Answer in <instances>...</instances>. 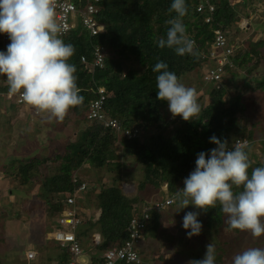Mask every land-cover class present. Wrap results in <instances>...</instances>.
Masks as SVG:
<instances>
[{
	"label": "trees",
	"instance_id": "16d2710c",
	"mask_svg": "<svg viewBox=\"0 0 264 264\" xmlns=\"http://www.w3.org/2000/svg\"><path fill=\"white\" fill-rule=\"evenodd\" d=\"M253 1L219 0L218 12L212 17L211 27L200 30L199 24L195 21L196 17L188 18V15L194 12L198 0H186L188 12L183 17V23L189 21L194 27V34L187 30V35L190 40H193L192 36L194 37L195 55L185 56H178L173 49L161 48L157 43L161 37L166 36L169 27L166 21L176 16L175 12H168L172 0H118L109 1L107 4L102 3L101 14L97 18L98 22L105 24L102 34L88 33L83 36L73 32L63 39L65 43L75 46V54L69 62L75 64L77 68L75 75L78 77L80 95L84 97L82 106L69 110L74 120L80 124L78 138L67 142L64 149H55L56 151L49 156L31 157L27 161H19L18 165L5 172L6 178L18 186L26 183L32 187L36 185L35 177L41 176L39 197L44 201V206H49L58 218L63 213L67 198L71 197L82 184H88L80 175H77L85 164H89L92 171L104 169L113 176L114 181H120L124 176L125 168L122 159L134 161L141 166L145 159L142 155L148 147L150 151H153L152 153L156 152L157 160L153 162V166L143 169L145 179L142 177L138 186L139 191H143L147 186L158 191L164 181L168 184L170 194L176 192L182 179L194 170L197 154L202 151L208 152L216 147L209 142L213 135L222 140L227 139L229 147L237 139L249 141V146L246 148L251 164L249 174L253 168L263 166L257 161L258 157L252 151L251 144L254 140L256 124L250 123L246 117L248 104L245 103V97L237 95L234 98H227L226 95L228 86L233 83L242 84L252 91L250 97L254 98L255 105L258 107L260 105L264 110V76L254 78L246 77L244 74L246 71L250 73L249 71L253 68H264V39L251 40L242 44L232 38L237 33H243L245 39V32L251 33L249 24H247L248 29L241 27L240 24L244 22V19L236 12L235 5L245 9L252 7ZM256 1L264 15V3L261 0ZM197 18L200 19L199 16ZM259 23L262 24L261 21ZM253 29L257 32L261 31L257 25ZM216 31L224 35L229 46L241 44V46L237 45L233 54L224 61L227 65L221 66L217 61H211L210 65L208 64L209 70L226 72L222 82L215 86L212 84L213 90L209 94V102L195 119L185 121L179 117L180 124L177 128L164 129L165 120L162 112L157 108L160 100L157 99L156 76L159 73L153 71L155 64L158 60L165 62L168 70L175 72L179 78L191 73L196 65L202 63L200 50H203L206 45L214 44ZM7 45L3 46L0 43V51H6ZM94 47L103 48L106 64L102 69L89 72V66L86 65H89L93 59ZM112 48L117 50L115 56L107 53ZM206 52L203 50V53ZM82 56L86 59V65L80 61ZM129 57L136 59L140 71L129 68L126 78L121 79V66L124 63L121 59L129 60ZM252 84L255 85V89L251 88ZM97 87L105 90L108 114L120 120L127 128L138 131L135 138L121 142L123 153L121 156L117 154L118 147L111 133L87 119L89 102L98 97ZM0 93H8L5 76H2L0 80ZM0 104L10 106L9 109H5L7 112L11 109L16 111L20 107L24 109L29 107L17 104L14 98L10 101H0ZM11 117L8 119H12ZM17 121L15 119V123ZM245 122L249 125H245ZM154 130L160 133H153ZM126 165L129 167L130 163ZM240 190L242 189H235L237 192ZM120 191V188H117L116 194L108 198H105V192L101 191L97 193L96 199L91 201L89 196L95 193V187L91 186V189L88 187L80 194L81 197L77 198L79 199L78 203L76 200L77 208L79 207L81 211L89 210L91 216L94 214L99 216L96 222L88 220L83 224L85 226L80 228L77 239L81 245V239L95 228L94 231L100 235V243H98L100 251L113 252L126 239L125 230L129 228V220L134 212L129 204L137 203L139 199L136 197L130 201L127 197L118 194ZM49 195H51V203H49ZM85 198L88 199L89 209L80 208L81 200ZM201 212L206 217L207 225L216 219L221 223L222 213L219 203L215 208L209 207L207 211L201 210ZM153 214L151 217L156 225L157 219L156 216H152ZM55 224L52 226L55 227ZM74 232H78L77 229ZM91 244L94 245V241L91 240ZM60 249L62 251L60 259L67 264V261L72 258V255L68 253L69 246ZM138 263L148 264L140 259ZM138 263L116 262V264Z\"/></svg>",
	"mask_w": 264,
	"mask_h": 264
},
{
	"label": "rangeland",
	"instance_id": "374dc122",
	"mask_svg": "<svg viewBox=\"0 0 264 264\" xmlns=\"http://www.w3.org/2000/svg\"><path fill=\"white\" fill-rule=\"evenodd\" d=\"M261 2L264 3V0H261ZM235 9L245 20L240 25L248 29L247 24H249L251 33L245 39L243 33H237L232 38L237 39L242 44L251 40L264 39V15L258 6V2L254 0L252 7L242 9V7L237 6ZM256 25L261 28L260 32L253 29ZM101 27L104 30L105 26L101 24ZM254 35L256 36L254 37ZM237 45L241 46L240 43H237ZM203 50L207 52L203 53ZM203 50H200V61L202 63L196 65L191 73L180 77L182 83L196 90L201 110L209 102V94L213 90L212 84L215 86L212 82H208L206 85L202 80L206 71L210 68L209 65L212 60L209 54L213 52V48L206 45ZM116 52L117 50L112 48L107 53L115 56ZM121 60L124 61L121 66V79L126 78L129 68L140 71L135 58L129 57V60ZM221 65L227 64L221 63ZM249 72H244L246 77L259 78L264 76V68L262 67L253 68ZM1 78L2 75H0V80ZM254 86L252 84L251 88L255 89ZM228 88L227 98H234L237 95L245 97V103L248 104L246 117H248L250 123L255 122L256 124L254 140L251 144L252 151L257 155V161L264 166V110L260 105L259 107L255 105L254 98L250 97L252 91L242 84L233 83ZM3 100L4 98H0L1 102ZM9 108L10 106L7 104H0V264H57L56 256H60L62 251L51 235L56 230L65 231V228L55 224L57 217L49 206H44V201L39 197L41 176L35 177L36 185L32 187L26 183L18 186L6 178L5 172L18 165L19 161L24 162L31 157L49 156L56 151L55 149H64L67 142L73 138H78L80 124L74 120V116L70 111L63 121H59L50 118L49 114L38 112L32 106L25 109L20 107L16 111L13 109L8 112L5 111ZM157 108L163 114L164 129L172 130L179 126L178 118L181 116L174 117L171 114L167 101L162 102L160 100ZM10 116H12V119L9 120ZM197 116L193 118L195 119ZM243 117L245 116L243 115ZM15 119L18 120L16 123ZM245 125H249V123L245 122ZM152 132L160 133L157 130ZM230 141H232V138H230ZM152 152L148 147L143 153L142 156L145 159L141 166L134 161L129 162L125 158L122 159L125 168L124 176L120 181H114L113 176L104 169L92 171L89 164H85L82 170L77 173L88 183L86 184V186L88 185L87 188L95 187V193L89 196L91 201H94L101 191H104V197L108 198L115 195L117 188H120L122 192L120 191L118 194L127 197L130 201L136 197L139 199V202L129 204L134 212L148 209V218L144 221L142 243L138 249L141 261H146L148 264H188L189 260L203 258L206 245L212 241L216 246V264H231L232 257L238 252L248 247H264V235L260 238H253L250 232L230 230L226 223L227 216L222 210L221 223L216 219L210 225H207L206 217L201 210L193 205L179 211L180 200L176 198L175 194L177 191L170 194L168 186L163 191L164 183H161L158 191H155L151 186L139 191L138 186L142 177L145 179L143 169L153 166V162L157 160L156 152ZM129 163L130 166L126 167V164ZM177 189H182L181 183ZM168 196H174L175 198L171 207H168L166 211L159 213L151 209L154 201H165ZM49 203H51V195H49ZM87 203L88 199L81 200L80 208L89 209ZM189 211L199 212L198 220L202 223L201 234L191 238L187 236L190 229L186 230L182 226L183 217ZM88 212L90 211L88 210ZM134 212H132V216L139 217ZM88 214L91 221L96 222L99 218L97 214L93 216L90 213ZM151 214L156 216V225L153 223ZM54 224L55 227L52 226ZM84 226L82 224L77 228V231L80 232L79 230ZM94 230L81 239L82 245L89 252L92 251L91 233L99 235ZM30 250L36 252V257L28 262L26 261V254ZM93 254L88 253V257L90 258ZM101 257L102 255L98 253L97 258L100 259ZM88 263L87 261L85 264ZM59 264L64 263L60 262Z\"/></svg>",
	"mask_w": 264,
	"mask_h": 264
},
{
	"label": "clouds",
	"instance_id": "9594fccd",
	"mask_svg": "<svg viewBox=\"0 0 264 264\" xmlns=\"http://www.w3.org/2000/svg\"><path fill=\"white\" fill-rule=\"evenodd\" d=\"M217 6L213 5L216 12ZM168 12H175L176 16L166 21L169 27L166 36L157 41L158 46L173 49L178 56L195 55L193 41L187 35V30L194 34V27L186 29L185 25L191 23H183V17L188 12L186 0H172ZM199 17L203 22L209 18L205 14ZM205 27H211V22L198 25L200 30ZM73 32L76 31L70 33ZM0 33L7 34L10 40L6 51H0V75L7 79L9 95L19 93L25 104L59 121L65 119L70 109L83 105L84 97L80 95L78 77L75 75L77 68L69 62L75 54V46L65 43L61 38L63 28L56 21V0H0ZM99 48L103 53V48ZM153 71L159 73L156 76L157 99L167 101L174 117L181 116L183 120L189 121L200 113L196 90L182 83L175 72L168 70L165 62L158 60ZM99 89H103L105 95L104 88L97 87V93ZM101 114V120H89L109 131L117 141L114 132L104 126L105 121L117 122L120 130L127 127L108 114L106 97ZM123 140L126 138L116 143L119 156L123 154H119ZM209 142L216 147L197 154L196 166L184 179V188L177 189L179 211L189 205L207 211V208H215L219 203L227 216L226 223L230 230L247 231L253 238H260L264 235V166L253 168L249 174L251 164L246 141H238L230 148L227 139L222 140L213 135ZM235 189L242 190L237 192ZM77 211L83 219L89 216L86 210L77 208ZM143 212L142 209L136 212L139 217H131L130 220H137ZM61 216L56 219L57 224ZM198 216L199 212L189 211L183 217V228L190 229L188 238L201 234L202 223ZM87 221H82L79 226ZM90 240L94 241L91 249L94 254L90 258L85 254L88 264L107 262L108 259L104 257L107 252L98 250L100 235L91 233ZM98 253L102 255L100 259L97 258ZM77 259L78 264L86 263L81 257ZM188 264H216L214 242L206 245L203 258L189 260ZM231 264H264V247H248L238 252L232 257Z\"/></svg>",
	"mask_w": 264,
	"mask_h": 264
},
{
	"label": "built area",
	"instance_id": "2783aa9c",
	"mask_svg": "<svg viewBox=\"0 0 264 264\" xmlns=\"http://www.w3.org/2000/svg\"><path fill=\"white\" fill-rule=\"evenodd\" d=\"M104 1L105 0H56V8L59 9V15L56 16V21L63 28L61 38L64 39L71 31H76L83 36L88 33L96 35L99 32L103 31L101 24L97 21L98 17L95 18L101 10H96L95 5L102 4ZM77 9L81 10V13L85 18H77L80 15V12ZM210 22L212 23V18L204 19L205 24H209ZM8 41V35L3 34V42L6 43ZM213 45V52H211L209 55L212 61H217L220 65L221 63H225L224 61L229 58L237 48V44L235 46H229L225 40L224 35H222L218 31L215 32V42ZM80 61L85 65L87 64L86 59L83 56L80 58ZM89 64V72L103 68L106 62L101 48H94L93 59ZM86 66H88V64ZM224 74L225 71L210 69L207 70L205 75L203 76V81L212 82L216 85H219L222 82V77L224 76ZM98 93L99 98L92 101L89 106L90 108L89 112L87 113V118L90 120H101L103 118L101 112L104 108L105 95L103 94V89H99ZM0 98H4L5 101H10L14 98L17 104L27 105L22 101L19 93L14 95H9L8 93H0ZM104 126L114 132L115 137L117 138L116 143H119V140L123 138H135L138 133L137 130L128 128L120 130L117 122L115 121H105ZM238 141L241 143L246 141L247 147L249 146V141H247L246 139H237L231 144L230 148ZM121 153L122 151H119V154ZM181 184L182 187H184V180H182ZM86 190V184H82L71 197L67 198L62 216L58 219L59 226H61L62 228H70L72 231H74L75 229H77V226L81 225L82 221L88 220L89 216H86V218L83 219L82 216L78 213L77 208L75 207V203L78 198L77 195L82 194ZM174 198V196H168L165 201L158 200L157 204H153L151 209H154L157 212L161 213L173 203ZM147 210L148 209H145L141 214V217L137 220L135 218H132L130 220L127 240L122 242L119 247L116 246L118 248L114 249L113 252L107 251V254L104 255V257L108 260L107 262H104V264H115L116 262L123 261L126 263H138V249L142 243L144 221L148 218ZM51 237L54 242L58 244L59 248L69 246L68 253L72 255V258L67 261V264H78L77 257L81 256L80 254L83 252V248L79 240L75 237V234L73 232H70L69 229H65V231L56 230L51 235ZM35 257L36 252L34 250H30L26 254V261L30 262L34 260Z\"/></svg>",
	"mask_w": 264,
	"mask_h": 264
},
{
	"label": "bare ground",
	"instance_id": "6f19581e",
	"mask_svg": "<svg viewBox=\"0 0 264 264\" xmlns=\"http://www.w3.org/2000/svg\"><path fill=\"white\" fill-rule=\"evenodd\" d=\"M113 1V0H112ZM217 2H219V0H201L200 2H197V4L195 5V8H194V12L192 13V14H189L188 15V18H190V19H195V17H196V19H195V21L198 23V24H202V23H204L203 22V20L202 19H199V18H197L200 14H205V15H207L209 18H212L215 14H216V11H214L213 10V5H217ZM103 3H105V4H107V3H109V1H104ZM100 5L101 4H96L95 5V9L96 10H101V8H100ZM209 5H210V7H209ZM236 7L238 6V5H235ZM235 7V8H236ZM79 12H80V15L77 17L78 19L79 18H81V19H83V18H85L84 16H83V14L81 13V10H79V9H77ZM101 14V11L98 13V15H96V17L95 18H97L99 15ZM59 15V9L58 8H56V16H58ZM57 18V17H56ZM75 21H77V20H75ZM100 24H102L103 26L105 25V24H103L102 22L100 23ZM263 24V23H262ZM186 26V28L187 29H192L193 28V26L192 25H189V24H186L185 25ZM215 34V33H214ZM250 33L249 32H245V35L247 36V35H249ZM256 35H254V37H255ZM193 40V42L195 41L194 40V37L192 36L191 37ZM0 43L3 45V46H6V44H9L10 43V40L8 41V42H3V34L2 33H0ZM210 46H212V45H210ZM89 104H91V101L89 102ZM185 178H183L182 180H184ZM164 184H163V187H162V189H163V191H165V188H167V184L164 182V181H162ZM77 197L78 198H80L81 197V195H77ZM153 204H157V201H154L153 202ZM150 212H152V211H150ZM77 228H78V226H77ZM140 254L138 255V259H140Z\"/></svg>",
	"mask_w": 264,
	"mask_h": 264
},
{
	"label": "crops",
	"instance_id": "0c3cea01",
	"mask_svg": "<svg viewBox=\"0 0 264 264\" xmlns=\"http://www.w3.org/2000/svg\"><path fill=\"white\" fill-rule=\"evenodd\" d=\"M226 73V72H225ZM56 224H57V220H56ZM58 225V224H57ZM59 227H61V226H59ZM65 229H68V228H65ZM69 231L70 232H73L74 234H75V237L77 238V233H79V232H74V231H76V229L74 230V231H72L71 229H69ZM84 247V246H83ZM88 253H90V254H93L94 252H92V251H87L86 249H85V247L83 248V252L80 254L81 256V259L83 260V261H85V262H87L88 261V259L85 257V254L88 256ZM61 256H59V255H57L56 256V260L60 263V262H62V263H64V264H66V262L64 261V260H62L61 261Z\"/></svg>",
	"mask_w": 264,
	"mask_h": 264
},
{
	"label": "flooded vegetation",
	"instance_id": "af4514ba",
	"mask_svg": "<svg viewBox=\"0 0 264 264\" xmlns=\"http://www.w3.org/2000/svg\"><path fill=\"white\" fill-rule=\"evenodd\" d=\"M125 232H126V230H125ZM126 240H127V236H126V239H125L124 241H126ZM124 241H123V242H124Z\"/></svg>",
	"mask_w": 264,
	"mask_h": 264
}]
</instances>
